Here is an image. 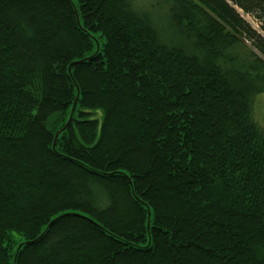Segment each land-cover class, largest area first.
<instances>
[{"label": "trees", "instance_id": "16d2710c", "mask_svg": "<svg viewBox=\"0 0 264 264\" xmlns=\"http://www.w3.org/2000/svg\"><path fill=\"white\" fill-rule=\"evenodd\" d=\"M0 264H264V0H0Z\"/></svg>", "mask_w": 264, "mask_h": 264}, {"label": "rangeland", "instance_id": "374dc122", "mask_svg": "<svg viewBox=\"0 0 264 264\" xmlns=\"http://www.w3.org/2000/svg\"><path fill=\"white\" fill-rule=\"evenodd\" d=\"M243 14H244L245 18L248 21H250L255 28H259V23H257L258 21H256L251 15H246L245 13H243Z\"/></svg>", "mask_w": 264, "mask_h": 264}, {"label": "water", "instance_id": "95a60500", "mask_svg": "<svg viewBox=\"0 0 264 264\" xmlns=\"http://www.w3.org/2000/svg\"><path fill=\"white\" fill-rule=\"evenodd\" d=\"M51 224V223H50Z\"/></svg>", "mask_w": 264, "mask_h": 264}]
</instances>
